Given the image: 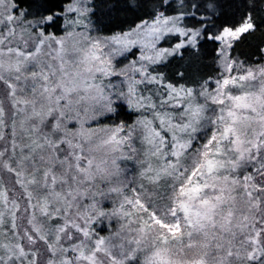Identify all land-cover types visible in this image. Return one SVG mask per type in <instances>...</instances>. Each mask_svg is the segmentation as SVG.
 I'll return each mask as SVG.
<instances>
[{
    "label": "snow or ice",
    "instance_id": "1",
    "mask_svg": "<svg viewBox=\"0 0 264 264\" xmlns=\"http://www.w3.org/2000/svg\"><path fill=\"white\" fill-rule=\"evenodd\" d=\"M0 264H264V0H0Z\"/></svg>",
    "mask_w": 264,
    "mask_h": 264
},
{
    "label": "trees",
    "instance_id": "2",
    "mask_svg": "<svg viewBox=\"0 0 264 264\" xmlns=\"http://www.w3.org/2000/svg\"><path fill=\"white\" fill-rule=\"evenodd\" d=\"M250 43L252 42L249 41L248 43L241 45L239 48V52L245 54L248 53ZM241 58H243V56ZM196 67L199 69V73L204 76L214 75V65L211 64V58H209L208 60H202Z\"/></svg>",
    "mask_w": 264,
    "mask_h": 264
}]
</instances>
